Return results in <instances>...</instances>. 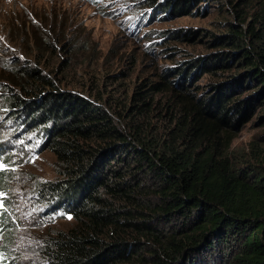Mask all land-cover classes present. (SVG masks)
Listing matches in <instances>:
<instances>
[{
  "label": "trees",
  "instance_id": "1",
  "mask_svg": "<svg viewBox=\"0 0 264 264\" xmlns=\"http://www.w3.org/2000/svg\"><path fill=\"white\" fill-rule=\"evenodd\" d=\"M194 1L156 6L173 14ZM257 22L259 30L230 24V33L217 39L237 52L174 69L175 79L137 90L133 98L141 105L122 117L61 90L36 67H15L21 82L18 92L16 79L7 88L12 120L56 158V178L36 186L37 200L44 216L73 219L66 230L42 238L43 264H203L212 254L219 264H264V148L253 162L229 152L237 131L233 121L246 120L253 104V97L234 99L235 91L254 83L258 98L264 96V21ZM205 64L220 69L238 64L244 70L211 84L207 94L191 92L186 81ZM180 74L188 77L179 81ZM163 91L174 101L167 103L169 126L160 130L136 118L151 110L154 94ZM3 176L0 172V183ZM12 220L2 207L4 255Z\"/></svg>",
  "mask_w": 264,
  "mask_h": 264
},
{
  "label": "rangeland",
  "instance_id": "2",
  "mask_svg": "<svg viewBox=\"0 0 264 264\" xmlns=\"http://www.w3.org/2000/svg\"><path fill=\"white\" fill-rule=\"evenodd\" d=\"M152 1L0 0V172L4 175L0 209L11 213L14 227L7 236V255L0 252V264L8 259L12 264H43L38 254L42 238L73 223L70 215L44 216L37 200L36 186L56 178V158L41 149L34 133L12 120L15 110L7 88L16 79L18 92L21 82L15 67H36L61 90L102 103L122 117L135 114L141 105V100L133 98L137 90L175 79L174 69L218 53L237 52L238 48L217 39L229 34L231 25L259 30L257 20L264 21V0H195L187 10L173 14L161 12L166 0L148 4ZM208 65L198 67L186 81L191 92L207 94L211 84L244 70L238 64L225 69ZM169 69L174 74L165 73ZM184 77L188 74H180L179 81ZM257 90L250 83L233 96L236 100L253 97L248 118L237 122V116L233 121L237 131L229 150L232 157L246 162L255 161L253 155L264 148V96L258 98ZM172 95L170 91L154 94V110L136 119L166 129L169 117L165 113L167 103L174 101ZM202 262L219 264L220 259L212 254Z\"/></svg>",
  "mask_w": 264,
  "mask_h": 264
},
{
  "label": "snow or ice",
  "instance_id": "3",
  "mask_svg": "<svg viewBox=\"0 0 264 264\" xmlns=\"http://www.w3.org/2000/svg\"><path fill=\"white\" fill-rule=\"evenodd\" d=\"M70 218V217H69Z\"/></svg>",
  "mask_w": 264,
  "mask_h": 264
}]
</instances>
